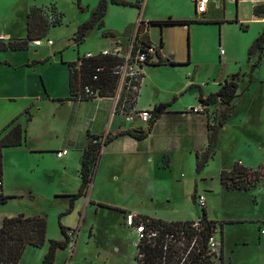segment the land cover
I'll use <instances>...</instances> for the list:
<instances>
[{
    "label": "rangeland",
    "instance_id": "obj_1",
    "mask_svg": "<svg viewBox=\"0 0 264 264\" xmlns=\"http://www.w3.org/2000/svg\"><path fill=\"white\" fill-rule=\"evenodd\" d=\"M94 2L80 0L78 5L77 0H0V32H10L15 37H25V14L33 7L49 8L52 5L56 16L57 13L62 15V23L49 29L46 37L40 40V47L29 43L25 52L0 53V62L10 57L21 59L22 55L29 59L52 60L61 54L72 58L77 50L81 57L88 51L87 47L97 41L96 37L102 40L103 31L94 29L83 43L75 42L77 28L86 19V10L92 8ZM213 3L214 0H210V7ZM228 10L234 14L235 5H229ZM109 19L114 26V13ZM258 27L241 31L238 25L227 22L220 27L210 23L193 25L190 29L149 27L146 32L153 45H157L161 38L165 56L172 57L173 63L181 66L150 70L147 86L154 92L156 103L172 102L169 110L189 115L165 114L142 142L118 140L108 145L101 155L94 188V193L105 200L129 204L132 199L133 206L162 217L178 214L187 206L201 214L192 195L194 191L196 196L203 195L208 216L221 226H217L215 237L218 242L221 238L224 242L223 264H264V236L259 237L257 233V227L264 221V180L248 191L226 190L219 181L220 172L231 169L235 163L252 171L264 168V65L253 67L256 59L251 64L247 56L257 38ZM247 35L251 37L246 42ZM48 40L52 41V46L47 45ZM12 61L15 62V58ZM6 68V65L2 67ZM234 74L244 76L243 79L238 77V80L242 79L238 89L241 97L235 101L231 118L223 128L217 129L211 158L197 172L195 155L201 158L207 150L206 125L213 124L211 118L219 112V107L211 106L206 113L189 110L199 106L200 94L216 93L218 84ZM186 80L192 81L195 87L183 89ZM116 89L110 96L112 100ZM128 95L131 93L122 90L119 96L127 113L132 110L128 108L132 103ZM148 97V93L143 96ZM242 120L248 122L244 125ZM140 125L137 130L145 131L147 125ZM79 128L77 123L73 132L78 134ZM104 140L101 138L100 142ZM125 145L130 149L123 154ZM135 147L143 149L135 151ZM53 157L54 154L38 155L34 160L16 157L22 166L17 172V180L10 171L12 175L8 174L7 184L11 186L9 192H15L18 197L0 205V218L19 214L42 216L47 222L48 241L63 238L60 226L78 230L67 250L57 253L54 264H132L133 260H128L136 254L135 237L126 246L118 243V238L123 240L118 213L88 207L81 224L82 209L66 213L68 201L59 196H63L61 192L64 191L75 192L78 183L71 167L67 169L64 185L50 183L51 179L57 180L63 170L60 160L57 162ZM28 186H34L35 193L41 197L30 199V191L25 189ZM93 223L102 229L93 232L91 237L89 232ZM47 247V243L40 249L27 247L19 264H40ZM211 261L218 264L213 257Z\"/></svg>",
    "mask_w": 264,
    "mask_h": 264
},
{
    "label": "crops",
    "instance_id": "obj_2",
    "mask_svg": "<svg viewBox=\"0 0 264 264\" xmlns=\"http://www.w3.org/2000/svg\"><path fill=\"white\" fill-rule=\"evenodd\" d=\"M118 1L133 4L138 3L139 7L114 4L111 2V0H107L106 14L103 18V25L101 28L97 29L103 31L102 40H98L96 37L95 39L97 41H94L90 46L87 47V52H98L100 50L112 49L115 46H118L123 51H125L130 39L132 38V35L135 32L138 34L139 40H141L140 37L145 36V42L147 41V43L153 45L146 32L149 27L163 28L166 26H179L186 29H190V27L193 25L206 26L210 23L216 24L220 27L223 23L227 22L228 24L238 25L241 31H246L247 27L259 26L255 34L256 37H258L263 30V28H261V25L262 27H264V17H258L254 15V9L264 6V0H214L212 7H210V0H208L206 10L204 13L201 14L196 12V0ZM99 2L100 0H95L92 8H87V14L85 16L86 19L83 20L84 22L90 18L92 11L97 7ZM231 4L235 5L234 14L229 12L228 10V6ZM41 8L46 9V11L48 12L47 7ZM112 13H114L116 21L114 26L109 19V15H112ZM226 15L230 16L226 17ZM168 19L176 21H189V23L186 25L163 26L150 24V22L165 21ZM138 24H140L139 29L137 28ZM240 26H245L246 29L242 30ZM0 37H4L5 40L23 39L22 37L13 36L10 32H0ZM250 37L251 35L246 36V42L249 40ZM83 41L81 43H83ZM162 41L163 40H161L160 38L158 40L157 45L153 46L157 47L158 49L157 59L163 60L164 64L153 63L149 65H144L142 67V79L137 90V97L134 101L132 110H152L153 107L158 104L155 102L154 92L150 88H148L146 83L150 70L156 68H173L176 66H181L168 64V62L174 61L172 57L167 58L165 56V46ZM76 47V49H78L79 45H77ZM27 49L24 51H3L0 53L19 54L21 52L27 51ZM22 56L23 57H21V59H17L16 57H10L8 59L2 60L3 62H0V106L5 104L4 107L0 110V131L3 130V128H5L10 122L14 121V123L20 124L24 129L25 138L21 146L4 148L2 150V177L0 191L2 192V194L9 196V200L18 197L14 194L15 192H9L11 186L7 184L8 174L10 173L12 175L10 171L12 170L14 172L13 177H15V180H17V172L21 169L22 164L17 161L16 157L22 156L25 160H34L33 158L38 155L54 154L53 159L55 158L57 162L58 160H60L59 163L63 165V170L61 176L57 180L51 179L50 183L56 186L64 185L66 183V178L68 177L66 174L68 172L67 169L69 167L74 170V176H76V180L78 183L77 190L75 192L64 191L61 192L63 196H59L68 201L69 208L70 198L77 193L81 183L79 169L80 164L82 162L83 153L84 150L88 147L90 141H92V138L98 137L100 141L101 138H106L107 135L113 136L120 131H125L128 129L139 131L137 129H139L141 125L138 121L131 124L124 123L122 118H120L117 114L114 113L115 106L114 101L111 98L101 97L91 100H80L71 97L69 87L70 69L68 63L76 62L79 57L78 50L76 51L75 56L72 58H66L65 54L54 56L52 60H50L49 58L29 59L26 57V55ZM14 58L16 60L15 62L12 61ZM255 59L256 56H252L248 60V63L252 64ZM5 65L7 66V68L2 69V67H4ZM263 65L264 52L261 54L260 60L257 63V66L255 67H262ZM241 78L243 79L244 76ZM241 78L238 80L239 83L240 80H242ZM221 84L222 83H219L218 87H220ZM194 87L195 86L192 81L186 80L183 89H192ZM147 93L149 94V97L143 98V96ZM239 97H241V95ZM239 97L237 99H239ZM175 113H179L181 115L186 114L181 112H173L169 109L168 112L165 114ZM232 113L230 114V117L226 120L225 124L231 118ZM165 114H163L157 121H159ZM247 122L248 121L242 120L241 123L245 125V123ZM77 123L80 124L78 134L75 131L73 132L74 126ZM224 125L221 128H223ZM153 127L150 130L149 134L152 132ZM118 140H129L131 142L133 141L138 143L143 141H137L128 136H124L113 140L105 146H101V151L98 156L93 179L89 183L84 195L73 199L72 209H67V214L73 213L74 211H78V209H82V217L80 220L81 224V222H83L84 217L86 218L88 207H93L94 209H103L107 212L113 211L115 213H118L121 217L119 229H121L123 233V240L118 238V243L120 245L121 243H123L124 246H126L129 240L134 237V233L129 227H127L125 223V216L129 213L138 215L139 217L157 219L168 223L191 221L200 216L197 211H194L192 206H187L185 210L183 209L178 214L162 217L161 215H157L151 211L141 210L136 206H133V203L135 202L132 199V204H130L131 202H125L129 204H119L112 202L109 199L105 200L99 194L94 193L101 155L108 145ZM128 149H130V147L125 145L122 149V153H127ZM141 149L143 148L135 147V151H141ZM62 150H67V154L61 158H57L55 154ZM125 150H127V152ZM19 182H21V180ZM21 187L23 186L21 185ZM25 189L30 191V199H36L38 197H41L37 193H35L34 186H28L25 187ZM204 210L207 220L217 222L216 220H212L208 216L209 214L206 208V199ZM95 213H97V210ZM1 219L3 218H0V220ZM80 224L78 225L79 227ZM263 225L264 221L262 222V225H259L257 227V233L259 237L264 236L261 235L259 232ZM217 226L220 227L219 223L217 224ZM65 229V231H67L68 228ZM101 229L102 226L100 227L97 226L96 223H93L91 224L89 234L92 237L93 232H99ZM76 233H78V230L74 231L73 238L76 236ZM46 243L48 244L47 239ZM67 248L65 250H67ZM65 250H58L56 252V255L59 251ZM219 250L221 252V258L217 260V262L218 264H223L224 242L222 238L219 242ZM133 257H131L128 261H132Z\"/></svg>",
    "mask_w": 264,
    "mask_h": 264
},
{
    "label": "trees",
    "instance_id": "obj_3",
    "mask_svg": "<svg viewBox=\"0 0 264 264\" xmlns=\"http://www.w3.org/2000/svg\"><path fill=\"white\" fill-rule=\"evenodd\" d=\"M80 0H77L78 5ZM114 4L130 5L139 7L138 3H127L118 0H111ZM107 0H100L97 7L92 11L90 18L81 23L75 34V42L80 44L87 34L99 29L103 25V18L106 14ZM46 9L33 7L26 14V36L20 40L0 39V52L3 51H24L28 48L29 43L42 40L46 37L47 32L51 27L59 26L62 23V15L57 13L54 7ZM254 15L264 17V6L254 9ZM189 21H154L151 25H186ZM245 30V26H240ZM142 43L145 42V36L140 37ZM264 52V27L259 36L255 39L247 52L248 60L252 56H256V62L253 67L257 66L261 54ZM79 61V59H77ZM120 59L111 56H96L94 58L82 60L81 66H77L76 62L68 63L70 69V94L72 98L80 100H91L92 98H85L83 95V88L90 87L93 91L99 90V96L102 98H110L117 87V79L112 74L111 68L119 64ZM157 63L164 64L163 60H158ZM156 63V64H157ZM188 63V61H187ZM169 65H175L173 62H168ZM102 67V71L96 70ZM239 74H234L225 79L220 85L216 93L208 96L202 94L198 97V103L201 106L211 107L217 105L219 112L214 113L212 118L213 124L207 123V150L200 158L196 157V171L199 172L211 158L213 153L217 129L222 127L230 114L234 110V104L237 98L239 89ZM96 77V79H94ZM128 97L132 100L128 108L132 109L134 101L137 97V92L128 90ZM172 102L160 103L151 110V118L147 124L145 131L139 130H125L116 133L113 136L107 135L104 142L90 141L88 147L84 150L82 162L80 164L81 183L75 195L70 198L69 208L72 209L73 199L78 198L86 192L89 183L92 181L98 156L101 151V146H105L113 140L128 136L137 141L147 138L150 130L156 121L165 113L168 112ZM29 118V117H28ZM24 129L14 121L10 122L3 130L0 131V185L2 177V150L9 147L21 146L24 142ZM264 180V168L258 170H250L239 163H235L230 170H222L219 174L220 184L226 190H243L248 191L250 188ZM9 196L2 194L0 191V205L6 204ZM196 191L192 195V201L195 203ZM148 228H156L159 230L160 239L154 246H151L146 240L139 245V251L144 255L139 264H213L206 256V244L208 238L214 233L218 222L207 220L205 210L201 209V225L202 230L194 232L196 235L195 244L189 249L190 241L185 240L181 245L174 243H167V250L164 253L162 246L163 236L165 233L172 231L174 228L180 227L179 222H164L157 219H150L140 217ZM189 224V223H186ZM220 226V225H219ZM46 227L47 222L44 217L34 216L25 217L22 214L10 218H3L0 220V264H18L26 247L42 248L46 243ZM182 227V226H181ZM221 227V226H220ZM60 227L62 239L48 241V249L40 264H54L56 252L58 250H65L69 244V237L67 232L70 229ZM221 258V252L219 259Z\"/></svg>",
    "mask_w": 264,
    "mask_h": 264
},
{
    "label": "built area",
    "instance_id": "obj_4",
    "mask_svg": "<svg viewBox=\"0 0 264 264\" xmlns=\"http://www.w3.org/2000/svg\"><path fill=\"white\" fill-rule=\"evenodd\" d=\"M208 0H196V12L204 13L206 10ZM140 24L137 25L139 29ZM137 29V30H138ZM35 47L41 46L40 40H36L31 42ZM47 45H52V41L48 40ZM96 56H111L120 59L119 64L115 65L111 68L112 74L117 79V91L116 96L114 97V113L117 114L124 123L131 124L138 121L140 124L147 125L151 118V110L150 109H133L130 112H125L124 105L121 103L119 99L120 92L122 90H138V87L141 82V69L144 65H149L158 62V49L157 47L149 44L142 43L139 40L138 34L135 32L132 35V38L129 41V44L125 51H123L120 47L115 46L112 49L100 50L98 52H86L81 57H78L79 61H77V66H81L82 60L94 58ZM102 67L97 69L96 71H102ZM96 79V77H94ZM83 95L85 98H101L99 96V90L93 91L90 87L85 86L83 88ZM120 100V101H119ZM210 107H205L199 105L198 107L191 108L189 111L194 113H202L207 112ZM210 114V113H209ZM212 120V118H211ZM211 123V121H210ZM99 141V140H98ZM67 154V150H62L57 152L55 155L57 158H61ZM196 206L200 209H204L205 207V198L203 195L196 196L195 200ZM125 223L127 227H129L134 233L135 243L134 248L136 249V254L133 258L132 264H139V261L143 259L144 255L139 251V245L143 241H147L154 246L157 241L160 239L159 230L156 228H148L142 219L135 214L129 213L125 216ZM189 223V224H186ZM178 224H181L180 227L174 228L172 231H169L164 234L163 239V252L165 253L167 250V243L179 244L183 243L185 240L190 241L189 249L196 242V235L194 232H199L202 230L201 218L200 216L191 221H182ZM217 229V226H216ZM208 238L206 244V256L209 260L211 257L215 260H219L220 250H219V242L216 240L215 232ZM261 235H264V225L259 230ZM69 237V241L73 238L74 231L70 230L67 232Z\"/></svg>",
    "mask_w": 264,
    "mask_h": 264
},
{
    "label": "water",
    "instance_id": "obj_5",
    "mask_svg": "<svg viewBox=\"0 0 264 264\" xmlns=\"http://www.w3.org/2000/svg\"><path fill=\"white\" fill-rule=\"evenodd\" d=\"M141 30H142V28H141ZM136 132H138V131H136ZM98 140H99L98 137H93V138H92V141H94V142H96V141H98Z\"/></svg>",
    "mask_w": 264,
    "mask_h": 264
}]
</instances>
